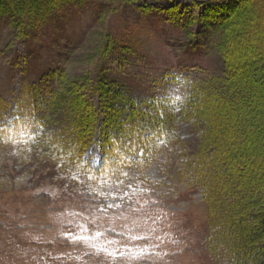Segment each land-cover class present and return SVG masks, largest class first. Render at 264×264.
<instances>
[{"label": "rangeland", "instance_id": "1", "mask_svg": "<svg viewBox=\"0 0 264 264\" xmlns=\"http://www.w3.org/2000/svg\"><path fill=\"white\" fill-rule=\"evenodd\" d=\"M103 9L106 19L97 23L95 7L80 13L70 7L67 15L46 25L40 39L35 33L16 38L13 29L0 26V130L11 131L6 142L0 141V264H219L206 243L215 220L200 190L189 184L185 162L190 151L184 146L164 145L141 169L134 165L104 188L98 182L80 188L82 182L71 186L70 177L67 183L56 160L41 156L43 143L25 144L22 133L13 139L22 119L15 117L21 106L13 112L21 90L30 84L42 97L55 88L47 79L54 74H63L64 90L65 84L85 85L81 92L91 112L95 102L86 88L102 68L111 82L149 98H182L185 79L207 80L221 73L217 52L191 24L203 9L188 0L107 3ZM251 21L264 40V21ZM107 30L120 50L103 58ZM86 155L99 161L98 147ZM248 173L255 183L259 172ZM262 244L264 239L252 247Z\"/></svg>", "mask_w": 264, "mask_h": 264}, {"label": "trees", "instance_id": "2", "mask_svg": "<svg viewBox=\"0 0 264 264\" xmlns=\"http://www.w3.org/2000/svg\"><path fill=\"white\" fill-rule=\"evenodd\" d=\"M134 1L0 0V26H9L16 38L24 40L35 33L34 38L40 39L46 25L67 15L70 7L78 13L95 7L99 23L106 19L107 3ZM262 1H189L203 9L198 17L192 16L191 24L197 27L196 35L217 52L222 71L207 80L185 79L182 98L137 97L111 82L102 68L98 80L86 88L95 102L90 112L81 92L85 85L65 84L64 90L63 74L58 73L47 78L55 90L42 97L37 98L30 84L21 90L13 112L21 106L20 116L15 117L22 119L13 129V139L22 133L28 138L25 144L43 143L38 146L41 156L56 160L57 170L67 183L70 177L71 186L82 180L86 188L97 182L104 188L108 180L134 165L140 168L153 160L164 145L180 144L190 151L185 162L189 184L200 190L215 220L206 243L217 262L264 264V244L252 247L264 239V40L263 32L251 25V20L264 21ZM250 32L256 42L250 40ZM102 37L107 44L101 57L118 54L120 47L111 31ZM193 49H199V44ZM245 54L248 58L242 57ZM10 132L0 130V141L6 142ZM93 146L98 147L99 161L86 155ZM252 169L259 172L255 183L248 173ZM248 224L254 227L248 229Z\"/></svg>", "mask_w": 264, "mask_h": 264}]
</instances>
